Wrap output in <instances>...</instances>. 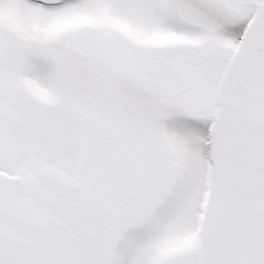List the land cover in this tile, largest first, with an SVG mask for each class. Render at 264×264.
<instances>
[{"label":"snow or ice","instance_id":"1","mask_svg":"<svg viewBox=\"0 0 264 264\" xmlns=\"http://www.w3.org/2000/svg\"><path fill=\"white\" fill-rule=\"evenodd\" d=\"M0 264H264V0H0Z\"/></svg>","mask_w":264,"mask_h":264}]
</instances>
